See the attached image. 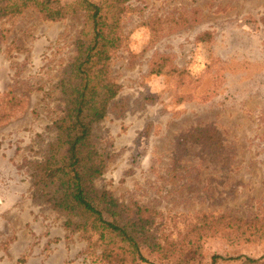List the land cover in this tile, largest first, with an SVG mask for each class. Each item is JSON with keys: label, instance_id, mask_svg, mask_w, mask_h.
Here are the masks:
<instances>
[{"label": "rangeland", "instance_id": "374dc122", "mask_svg": "<svg viewBox=\"0 0 264 264\" xmlns=\"http://www.w3.org/2000/svg\"><path fill=\"white\" fill-rule=\"evenodd\" d=\"M125 13L112 60L121 91L96 128L110 157L96 188L155 210L160 241L182 240L200 215L264 219V0H129ZM81 27L34 10L0 22V264H104L100 244L34 203L28 172L55 138L56 84ZM207 128L221 148L195 141ZM214 254L259 259L264 243L208 238L199 262Z\"/></svg>", "mask_w": 264, "mask_h": 264}, {"label": "trees", "instance_id": "16d2710c", "mask_svg": "<svg viewBox=\"0 0 264 264\" xmlns=\"http://www.w3.org/2000/svg\"><path fill=\"white\" fill-rule=\"evenodd\" d=\"M129 0H0V22H15L27 10L42 20L69 17L82 24L74 40V57L56 84L61 108L49 129L55 138L42 160L29 162L31 195L65 218L68 235L80 233L101 246L104 264H154L145 250L169 264H202L204 241L220 238L231 246L264 243V219L245 220L231 215H200L182 240L156 235L151 208L120 202L95 182L107 172L110 157L96 128L108 116L121 86L112 76L114 55L125 44L123 18ZM5 35L0 31V50ZM1 52V51H0ZM196 142L222 147L213 128L193 135ZM264 257L214 254L207 264H260Z\"/></svg>", "mask_w": 264, "mask_h": 264}]
</instances>
